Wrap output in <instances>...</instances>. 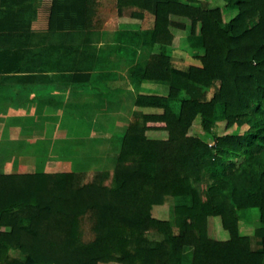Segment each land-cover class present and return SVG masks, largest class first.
<instances>
[{"label": "trees", "instance_id": "16d2710c", "mask_svg": "<svg viewBox=\"0 0 264 264\" xmlns=\"http://www.w3.org/2000/svg\"><path fill=\"white\" fill-rule=\"evenodd\" d=\"M223 1L213 8L202 0H117L119 10L135 8L134 18L154 16L151 30L135 34L142 55L135 65L134 53L133 81L168 86L169 94L137 96L138 110L113 141L112 173L0 175V264H185L189 251L190 264H264V0ZM10 15L0 19V72L21 69L4 27L19 15ZM173 18L193 35L199 30V65L173 64ZM203 88L215 90L210 100ZM218 111L224 133L210 141ZM167 198L192 202L176 209L178 233L153 215ZM245 210L260 212L259 249L240 232ZM211 218L221 219L228 240L210 237Z\"/></svg>", "mask_w": 264, "mask_h": 264}, {"label": "crops", "instance_id": "0c3cea01", "mask_svg": "<svg viewBox=\"0 0 264 264\" xmlns=\"http://www.w3.org/2000/svg\"><path fill=\"white\" fill-rule=\"evenodd\" d=\"M76 2L0 6L1 15H19L4 27L21 63L0 72V175L91 172L94 158L112 149L103 157L95 143L115 140L108 127L130 123L137 96L169 94L168 86L131 77L135 51V65L142 55L135 34L153 28L152 14L134 18L135 8L119 10L117 0Z\"/></svg>", "mask_w": 264, "mask_h": 264}, {"label": "rangeland", "instance_id": "374dc122", "mask_svg": "<svg viewBox=\"0 0 264 264\" xmlns=\"http://www.w3.org/2000/svg\"><path fill=\"white\" fill-rule=\"evenodd\" d=\"M206 5L209 7H224L226 4L223 0H202ZM225 14L227 12L225 11ZM236 13L230 12L229 19L233 17ZM3 15V14H2ZM0 14V17H2ZM182 24L185 27H182ZM171 32L174 34V42L173 45L168 47V53L171 55L173 64L180 66L182 70H186L191 65H199V61L196 59V57L199 54H202V47L200 43V37H199V30L198 32L193 35L191 34V28L189 23L180 18H175L174 24L170 27ZM201 92L204 94L205 99L210 100L215 90L214 89H207L203 88L201 89ZM188 93H184L181 98H189ZM173 108L178 111L179 109V103L174 102L172 103ZM217 116L220 118L213 130L212 135L210 136V141L213 138V136L221 135L224 133V126L225 123L221 119V113L218 111ZM111 129L112 134H114L115 140L117 137H121L124 134L125 127L121 126H110L108 127ZM199 122H197L194 126V133L197 131H200ZM150 138L157 139V138H163L164 134H161L159 132L150 131L147 134ZM114 140V139H113ZM114 140V141H115ZM116 144L115 142L111 141L110 143H95L94 146L101 149L99 153L105 157V154L107 153L108 148L111 146H114ZM99 156H96L94 158V163L92 166H90L91 172H86L90 177H92L97 172H105V173H112L114 170V163H112L111 157H106L104 160L99 158ZM101 159V162H100ZM103 161V162H102ZM66 171H69L68 167L65 168ZM257 170H260L257 168ZM63 173H71V172H63ZM57 174V173H55ZM192 202L190 198H167L164 205L162 206H156L153 209V215L155 218L161 219V220H167L172 224V227L176 233H178L181 229H183L184 222L183 219L176 213V209L178 207L182 206H191ZM240 217V232L242 235L253 237V247L256 249L261 248V241L254 238L255 231L261 227L260 224V212L259 210H245L239 212ZM208 232L210 237L217 239V240H228L230 238L229 233L223 229L221 219L220 218H211L209 219L208 224ZM11 256L14 258L23 259L19 254H17L15 251L11 252ZM191 262V252H187L185 257V264H190ZM109 264H118V263H109Z\"/></svg>", "mask_w": 264, "mask_h": 264}]
</instances>
